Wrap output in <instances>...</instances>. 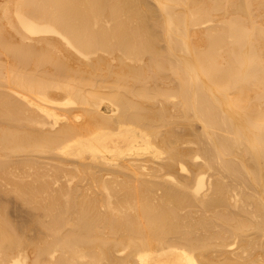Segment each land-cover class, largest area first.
<instances>
[{
	"label": "bare ground",
	"instance_id": "6f19581e",
	"mask_svg": "<svg viewBox=\"0 0 264 264\" xmlns=\"http://www.w3.org/2000/svg\"><path fill=\"white\" fill-rule=\"evenodd\" d=\"M0 264H264V0H0Z\"/></svg>",
	"mask_w": 264,
	"mask_h": 264
}]
</instances>
